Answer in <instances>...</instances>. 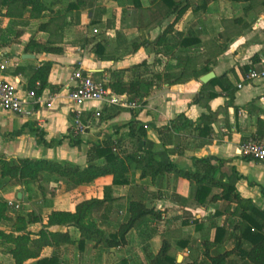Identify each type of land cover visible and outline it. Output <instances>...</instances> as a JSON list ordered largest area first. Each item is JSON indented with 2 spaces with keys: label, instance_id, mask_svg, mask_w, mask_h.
<instances>
[{
  "label": "crops",
  "instance_id": "1",
  "mask_svg": "<svg viewBox=\"0 0 264 264\" xmlns=\"http://www.w3.org/2000/svg\"><path fill=\"white\" fill-rule=\"evenodd\" d=\"M75 1L44 0L51 11L31 20L27 27L23 23L26 17L0 14L1 79L19 81L23 90L29 92L27 86L33 73L44 63L53 64L49 76L51 88L38 97L43 102L29 98L25 105L31 116H19L0 107V155L9 160L69 162L84 168L88 151L94 145L112 140L118 144L117 152L121 156L137 148L148 149L159 161L174 163L183 170L195 171L196 159L213 157L226 161L222 171L231 177L225 182L235 185L242 198L252 200L264 211V164L240 154L241 143L257 136L258 121L264 119V81L243 84L246 68L264 60V0H98L80 13L70 12L68 5ZM176 4L187 6L188 11L169 36L172 44L165 50L155 47V41L176 20L177 15L171 14ZM45 24H49L48 28L41 30L40 26ZM31 40L52 43L63 52L48 54L32 49L27 53ZM98 42L105 46V55L109 58L100 59L94 54ZM135 44L141 46L135 50ZM180 52L188 53L195 63L183 62L178 67ZM27 54L34 58L24 59ZM144 62L147 68L142 69V79L153 82L154 86L141 99L142 108L130 111L89 103L83 117L89 125L87 134L75 138L73 106L68 100L69 89L74 85L73 72L80 68L95 81L108 85L119 71ZM183 70L185 79L174 83ZM204 70L214 73V79L224 77V84L235 90L234 102L229 104L228 93L220 86L207 88L206 93L219 94L209 103L214 115L210 139H199L198 127H189L183 120L171 127V122L180 115L198 123L202 115L209 114L205 106L194 103L206 85L201 78L208 73L199 78L193 73ZM166 73L170 82L165 79ZM132 79V72H126L124 80ZM239 84L243 88L239 89ZM50 96L54 100L48 107L46 101ZM133 121L147 130V139L139 144L128 137L127 125ZM37 129L44 133L47 143L53 144L52 148L38 142ZM141 174V169L133 166L125 186H114L113 176L107 175L89 185L68 190L63 181L56 182L50 177L52 182L38 181L28 189L13 186L7 192L0 191V200L10 203L15 194L19 204L25 207L19 215L32 213L43 219V224L29 227V231L38 233L52 212L75 213L78 204L84 201L103 200L105 189L111 187V196L116 202L102 213L103 217L102 214L96 217L97 225L108 235L115 234L127 221L130 201L143 202L147 208L160 213L161 218L143 219L129 232L125 246L110 250L96 246L93 241H86L81 249L77 228L54 226L50 232L69 233L75 244L47 247L41 258L57 255L61 264H120L123 260L129 264H147L152 256L159 254L166 241L177 263L180 256L179 264L201 261L202 242L213 239V227L224 225L236 205L228 206L226 214L216 218L215 213L223 203L210 202L208 196L205 204H199L194 183L177 179L174 174L156 180L143 178ZM219 193V189L213 191V194ZM187 239L190 243L184 246L182 241ZM35 263L36 260L26 262ZM0 264H15V261L0 250Z\"/></svg>",
  "mask_w": 264,
  "mask_h": 264
},
{
  "label": "trees",
  "instance_id": "2",
  "mask_svg": "<svg viewBox=\"0 0 264 264\" xmlns=\"http://www.w3.org/2000/svg\"><path fill=\"white\" fill-rule=\"evenodd\" d=\"M98 0H76L68 5V10L78 11L90 8ZM237 2L253 0H233ZM51 9L44 0H0V14L10 18H25L29 12L33 19L41 18ZM188 7L183 4H176L171 14H176V20L164 33L155 41L154 46L166 49L172 44L169 36L172 34L175 24L186 14ZM5 12V13H4ZM60 13H58L59 15ZM49 24L41 25V30H46ZM184 47L187 46L182 42ZM141 45L135 44V50ZM36 49L38 52L48 54H61L62 48L54 46L52 43L41 44L31 40L26 47V52ZM94 54L100 59H107L105 46L98 42L93 49ZM165 54H168L164 51ZM178 67L181 63L188 65L195 63L188 53L180 52L177 55ZM53 64L44 63L37 69L30 78L27 90L34 92L36 97H40L47 89L51 88L49 76ZM256 63L246 68V73L255 68ZM143 67L147 68V63L135 65L132 69L119 71L117 78L110 82L107 87L116 94H127L131 99H142L147 97L154 84L151 81L142 79ZM170 70V69H169ZM132 72L133 79L126 82L124 75ZM209 70L201 73H193L196 78L207 74ZM165 79L170 82L169 74ZM188 75V74H187ZM186 71H182L174 81L180 82L185 79ZM157 78L162 79L161 76ZM224 77L213 79L210 83L203 85L201 92L196 97L194 103L201 104L209 110V114H204L198 123H192L185 119L184 115L177 117L171 122V127L176 121H184L187 126L198 127L199 139H210L213 133L214 115L209 103L216 99L217 92L206 93L208 87L220 86L228 93L229 104L235 99V90L223 82ZM170 84H173L172 82ZM130 128L129 138L136 140L139 144L147 139V130L143 125L133 121L127 125ZM37 140L47 148H52V143H47L44 133L39 129L35 130ZM249 139H264V119L258 121V134ZM248 140V139H247ZM61 144V143H59ZM118 144L112 140L105 141L101 145H94L87 153V166L82 168L69 162H58L46 159H7L0 155V178L7 179L11 186H24L37 183L43 174L54 177L56 182L63 181L66 189L89 185L95 180L111 175L114 186H125L129 183L128 175L132 167L141 169L143 178L150 177L156 180L167 174H174L175 177L186 179L196 185L195 199L199 204H205V200L210 198V202H222L223 206L216 211L215 217L221 218L226 214L228 206L236 207L228 213L224 225H215L213 239H206L202 242L203 259H195L189 264H264V211L256 206L252 200L244 199L237 191L235 185L225 182L230 178L222 171L226 161L209 157L195 160V171L180 169L174 163H164L159 161L154 153L148 149L137 148L135 151L124 155L117 152ZM245 158V157H244ZM253 161L249 158H246ZM65 189V190H66ZM215 189H219V194H213ZM112 188L105 189L103 200L92 199L78 204L75 213L52 212L48 216L47 223L43 225L38 233L29 231L33 224H43V219L35 214L11 215V207L7 202L0 201V250L12 256L15 264H26L29 260H36L35 264H61L57 255L51 258H41L42 252L47 247L59 248L67 244H75L69 233L50 232L54 226H72L79 230V247L82 249L86 241H93L96 246L106 249H115L127 244V237L138 223L147 217L154 220L161 218V214L153 209L147 208L143 202L130 201L128 205L129 216L126 222L122 223L115 234L108 235L97 225L96 217L106 213L110 205L116 202L111 196ZM104 214H102V217ZM6 227V228H3ZM184 246L189 245L188 239L182 241ZM199 250V247L196 248ZM171 246L164 242L163 247L156 256H152L147 264H179L174 256L170 255ZM120 264H129L123 260ZM182 264V263H181Z\"/></svg>",
  "mask_w": 264,
  "mask_h": 264
},
{
  "label": "built area",
  "instance_id": "3",
  "mask_svg": "<svg viewBox=\"0 0 264 264\" xmlns=\"http://www.w3.org/2000/svg\"><path fill=\"white\" fill-rule=\"evenodd\" d=\"M71 80L74 85L69 89L68 100L73 106L71 109L72 133L75 138L85 136L89 129V125L83 121L86 105L89 103L107 107L116 106L130 111L142 108L141 99H131L127 94H116L107 85L95 81L91 74L80 68L73 72ZM258 81H264V60L243 76V84ZM243 84H239L238 88H243ZM29 98L43 102V99L36 97L34 92H25L19 81L9 82L0 78V107L2 109L19 116H31L32 113L25 110ZM53 100V96L47 99L48 107H51ZM240 154L245 158L264 164V139H248L242 142Z\"/></svg>",
  "mask_w": 264,
  "mask_h": 264
},
{
  "label": "rangeland",
  "instance_id": "4",
  "mask_svg": "<svg viewBox=\"0 0 264 264\" xmlns=\"http://www.w3.org/2000/svg\"><path fill=\"white\" fill-rule=\"evenodd\" d=\"M25 16H26V19L24 20L25 22H23V23H26V27H27L31 23V20H35V19H33V18L30 17L29 12H27L25 14ZM20 19H23V18H20ZM39 181H44V183H46V182L47 183L52 182L50 180V176L48 174H43L42 177H41V179ZM9 187H13V186H11V185H9L7 183V179L4 180V179L0 178V191L7 192V190H9ZM26 189H28V188H26ZM43 189L45 190V188H43ZM43 196L45 197V195H43ZM43 196H42V199H43ZM39 197H40V195H39ZM0 201H3V200H0ZM8 204L11 207V213H13L14 215H19L20 213L24 212V208L25 207L22 206L21 204H19L18 199H17V197H16L15 194L13 195L12 202H10ZM11 204H12V206H11ZM38 204H40V203L38 202ZM17 206L19 208H16Z\"/></svg>",
  "mask_w": 264,
  "mask_h": 264
},
{
  "label": "water",
  "instance_id": "5",
  "mask_svg": "<svg viewBox=\"0 0 264 264\" xmlns=\"http://www.w3.org/2000/svg\"><path fill=\"white\" fill-rule=\"evenodd\" d=\"M23 58H24V59H31V58H34V56H32V55H28V54H27V55H25ZM214 77H215L214 73H208L207 75H205V76H203V77L201 78V82H202L203 84H207V83H209L212 79H214ZM19 199H21V194L19 195ZM181 260H182V256L179 257L178 262L180 263Z\"/></svg>",
  "mask_w": 264,
  "mask_h": 264
}]
</instances>
